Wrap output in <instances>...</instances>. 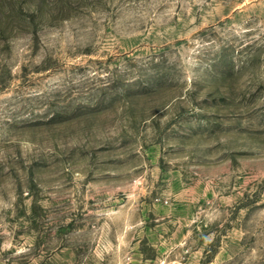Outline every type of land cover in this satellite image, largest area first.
Listing matches in <instances>:
<instances>
[{"label":"rangeland","instance_id":"rangeland-1","mask_svg":"<svg viewBox=\"0 0 264 264\" xmlns=\"http://www.w3.org/2000/svg\"><path fill=\"white\" fill-rule=\"evenodd\" d=\"M0 264H264V0H0Z\"/></svg>","mask_w":264,"mask_h":264}]
</instances>
